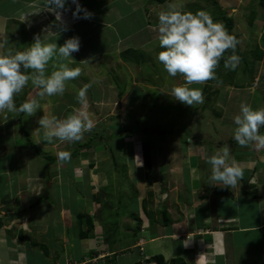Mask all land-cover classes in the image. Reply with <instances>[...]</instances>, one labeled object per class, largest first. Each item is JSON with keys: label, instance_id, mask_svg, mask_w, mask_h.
<instances>
[{"label": "crops", "instance_id": "crops-1", "mask_svg": "<svg viewBox=\"0 0 264 264\" xmlns=\"http://www.w3.org/2000/svg\"><path fill=\"white\" fill-rule=\"evenodd\" d=\"M124 1L125 5L130 7V13L140 12L144 19L142 4L145 0ZM205 1L217 13L219 9L225 11V15L229 11L235 15L243 0H214L216 6L211 0ZM102 2L89 5L81 0L80 4L90 10L91 17L97 15L96 11L101 12L102 16H95L92 21L105 24V27L113 22L109 19L116 20L117 16L125 14L120 11L119 13L115 5L107 1ZM71 3L69 8L67 5L59 10L63 16L59 23L66 27L67 31H72L74 26L86 20L81 18L82 12L73 14L76 6ZM108 16L112 17L107 18ZM133 34L130 31L125 38H133ZM79 39L81 41L83 37ZM105 48L99 49L97 53L111 52ZM80 49L83 50L82 46ZM87 50L89 56L95 54L90 52L93 49ZM76 53L72 54L74 60L82 62ZM256 56L251 68L252 75L248 77L247 73H242L247 83L239 85L236 82L235 85L232 83L223 87L225 97L222 95L220 104L223 111L213 118L214 121L216 119L221 122L219 126L214 124L215 128L211 126L209 129L204 126L205 131L200 130L203 128L198 121L200 114H197L190 127L186 128L187 131L179 132L180 128H176V123L172 120L177 117L176 112L171 111L170 121L165 117L167 112H160L162 117H158L161 121L158 125H161L163 131L141 132L142 127L151 129L155 125H151L146 119L145 125L138 126L139 131H133V135L131 132L129 135L127 133L122 137V147L117 152L120 153L119 158L129 157V161L121 159V167L126 169L122 171L123 181L131 183L128 188H132L130 191L126 189L125 193L130 194L133 200L131 205L122 208L120 213L115 206L110 209L112 211H108L102 201L101 207L93 209L91 227L85 228L79 218L77 221L74 217L78 214V210L75 212L74 208L64 211L57 206L54 213L50 212L51 215L35 206L24 209L26 203L32 202L27 196L35 197V200L42 195L44 188L42 175L29 173V170L25 177L14 180L16 188L13 195L9 197V191H0V211L8 209L4 211L6 216L0 212V264H141L143 260L155 263L147 259L155 254H162L165 264L264 262V146L252 143L242 147L232 139L235 128L232 117L238 113L241 102L253 108H264V98L263 101L255 98L256 93L264 95V51L261 57ZM168 79L169 81L166 80L161 85L162 92L158 96L162 99L161 105L156 108L159 111H170L183 104L174 98L170 103H164L162 93L168 94L174 85L184 83L183 80ZM194 84H199V88L204 91L201 82ZM142 96H136V99L140 100ZM97 101L102 103L103 99L98 97ZM167 103L168 106L165 107ZM69 104L72 105V102ZM10 117L11 124L6 122V118L0 113V142L13 143L10 137L13 135L11 130L14 131L12 128L15 113H11ZM209 125H212V122ZM259 134L264 136V127L259 129ZM12 143L5 146L11 147V153L14 150ZM224 146L229 147L230 155L243 173L233 189L208 184L210 165L205 162V157ZM107 149L111 151L109 147ZM12 155L4 156V153L0 152L1 180L5 179L4 175H9L5 179L8 183L7 190L12 180V169L8 168L10 162L15 159ZM24 160H29L28 155ZM69 165L74 167L72 163ZM113 172L116 176L118 168ZM77 173L76 169H71L68 178L72 179L79 174L84 177V174ZM19 191L21 200L28 199L22 204ZM24 191L27 196L22 195ZM90 197L96 201L97 194ZM52 225H55L57 230ZM78 227L86 234L79 235Z\"/></svg>", "mask_w": 264, "mask_h": 264}, {"label": "rangeland", "instance_id": "rangeland-1", "mask_svg": "<svg viewBox=\"0 0 264 264\" xmlns=\"http://www.w3.org/2000/svg\"><path fill=\"white\" fill-rule=\"evenodd\" d=\"M84 1L88 2L89 5H94L100 1H107L109 4L115 5L118 12L120 11L125 14H120L116 20L112 19V16H108L107 18H111L109 20L113 22L108 27H105L103 26L105 24H99L95 22L96 20L92 21L93 17L102 16L101 12L96 11L97 15L95 14L90 19L78 23L72 31H67L66 27L57 21L55 14L44 8L45 0H0V52L8 49L14 51L23 50L33 43L37 36H41V39L45 42H57L58 45L63 44L67 38L72 36L83 37V40L80 41V47L82 46L83 50L79 48V51L76 53L82 62L78 63L74 60L69 65L70 67H80L81 74L74 80L66 82V90L63 95L41 98L37 95L39 89L32 86L31 82H29L14 97L17 106L25 100L36 99L39 102L40 108L32 115L12 112L15 113L14 126L12 128L14 131L11 130L13 135L10 137L13 140V143L11 141L14 145L12 147L14 149L13 152H10L12 151L11 147L5 148L6 145L10 146L11 143L0 142V152L4 153V156L7 155L9 157L15 154L12 155L15 156V159L8 166L9 170L12 169L10 173L12 180L9 182V190H7L8 183L5 179L9 175H4L5 179L3 180L0 177V191H9L10 197V195L14 194L16 188L14 180H20L25 177L28 170L29 173H40L39 175H42L44 187L42 188V192H45V194L42 193V199L40 203L35 205V208H42L44 212L48 211V215H51L50 212L54 213V208L57 206L64 211H71L70 208H74L75 212L78 210V214L74 217L77 221L79 218V221L86 228V226H89V221L91 222L92 220L93 209L101 207L102 201L105 202V208L108 211H112L110 209L117 207L115 209L118 210V213H120L122 208L131 205L133 199H131L130 194L125 193L127 192L126 189L129 191L132 189L128 188L131 183L123 181L122 171L126 169L121 167L123 165L121 159L129 161V157L121 156L122 158H119L120 153L117 151L122 147L120 144L123 140L122 137L126 136L127 133L128 135L131 133L133 135V125H145V120L148 119L151 125L155 124L153 125L154 127L161 129V125H158L160 121L158 117H162L160 112H167L165 117L170 121L171 111H175V116L177 117L174 116L175 118L172 120L176 123V128H180L179 132L187 131L186 128L190 127L192 119L196 118L197 114H200V120L198 121L203 128L200 130L205 131L206 127L209 129L211 126L215 128L214 124L217 126L221 124L219 120L215 119L214 121L213 118L217 117L218 114L220 115L223 111L220 105L222 95L225 97L222 91L223 87L232 83H234L232 85H235L236 82L239 85L247 82H245V76L243 77L242 74L244 73L242 72L243 62L240 59L237 67L234 70H229L224 68V63H221V60H224L222 58L214 70L215 77L201 82V86L204 88L202 103L194 105L182 104L179 108L177 106L176 109L170 111L165 109L159 111L156 108L161 105L160 101L162 99L158 96L162 92V83L164 84L166 80L169 81L168 78L171 80H183L182 76H169L164 70L163 65L156 59V54L160 50L154 30L158 22L156 12L166 8L170 0H145V3L142 4L144 19L140 12L130 13V7L125 5L124 0ZM71 2L72 0H68L65 7L68 5L67 8H69ZM175 3L182 11H206L214 21H218L224 25L219 13L205 0H175ZM240 4L239 11H236L235 15L230 11L226 15L235 22L233 31L238 35V46L245 56L247 62L245 65L249 69L246 70V73L250 77L252 75L251 68L255 63L254 48L257 46L263 49H261L262 52L264 51V9L259 5L258 0H243ZM87 10L89 9L87 8ZM141 23L144 27H142ZM130 31L134 33L133 38H125ZM87 48L93 49L90 52H95V54L89 56ZM104 48L111 52L107 54L97 53L99 49ZM126 48H133L135 51L133 57L140 55L138 59L128 58L129 60H124L120 52ZM60 62L66 61H62V58L59 57H54L50 60L46 73L55 70V67ZM85 84L90 85L86 94L87 111L93 121V128L91 131L85 132L79 142L87 140L89 137L92 138L94 133L97 132L98 136L92 140L94 143H91L87 147H82L76 157L67 161H60L58 159L48 161L47 159H42L32 149L25 147V139L19 130V124L27 129L30 138L45 153H51L57 157V154L61 151H70L77 141L73 143L67 141L47 143L41 140L37 143L42 138L43 133V129L38 128V121L43 114L56 115L59 118H63L72 113L74 109L80 108L81 106L76 99V93ZM190 87L199 88L200 86L199 84H193ZM140 95H143L142 98L140 100L136 99ZM162 95L164 96V103L167 101L170 103V100L173 99V97L166 93H162ZM98 97L99 99H103L102 103H98ZM255 98L263 101L264 95L256 93ZM223 101H226L225 98ZM71 102L72 105L69 104ZM168 103L165 107L168 106ZM2 114L3 118H6L5 121L11 124V113L5 111ZM18 116L21 117V122H18ZM211 122L212 125H209ZM203 123H206V125H203ZM106 145L111 151L107 149ZM27 155L29 160H24ZM110 160L113 162L111 163ZM71 163L74 164V167H70L69 164ZM116 167L119 172L114 176L115 172L113 171ZM73 168L74 171L76 169L78 173L84 174L82 175L84 177H81L79 174L73 176L72 179L68 178V173ZM111 186L112 189H110ZM94 194H97L96 201L90 197ZM22 195L27 196V193L24 191ZM27 197L28 199L31 198L32 202L34 201L35 197H30V195ZM19 199L21 200L20 191ZM28 199L21 200L20 204ZM124 203L125 206H123ZM29 204L26 203L24 209H28ZM47 208L49 209L46 210ZM7 210L2 209L0 212L4 213ZM21 212H23L22 209ZM54 226L52 225L57 230L56 226ZM85 228L84 230H86ZM80 229L78 227V233L82 235ZM74 233L76 234V232ZM142 262L143 264H155L147 263L144 260ZM142 262L140 263L142 264Z\"/></svg>", "mask_w": 264, "mask_h": 264}, {"label": "clouds", "instance_id": "clouds-1", "mask_svg": "<svg viewBox=\"0 0 264 264\" xmlns=\"http://www.w3.org/2000/svg\"><path fill=\"white\" fill-rule=\"evenodd\" d=\"M68 0H45V7L52 11L57 21L61 20L60 9ZM75 4L74 15L83 13L81 18L89 19L92 13L84 8L79 0H72ZM155 25L156 40L160 50L156 59L163 65L164 70L171 77L178 74L184 83L174 85L168 95L175 100L194 105L203 102V92L200 88L190 87L194 83L204 82L215 77V69L220 60L224 59V68L234 70L239 63V56L235 53L237 38L230 34L225 26L214 21L210 14L203 10L182 11L175 0H170L167 7L156 12ZM80 39L78 36L67 38L63 44L45 42L37 36L33 43L23 50L8 49L0 52V113L21 112L32 115L40 108L36 99L25 100L17 106L14 97L28 84L39 89L37 95H63L66 82L74 80L81 74L80 67H70L74 62L72 54L78 52ZM232 54L225 57L227 50ZM54 57L62 58L55 70L46 73L50 60ZM85 84L76 93L80 108L63 118L56 115L43 114L38 124L43 129L41 140L47 143L53 141L73 143L79 141L85 132L91 131L93 121L87 111V89ZM235 125L232 139L240 146L255 143L264 146V136L259 129L264 127V108H253L241 102L239 111L232 117ZM70 152L61 151L57 154L60 161L70 159ZM210 165L208 184L236 187L242 177V169L230 155V149L224 146L211 155L205 157Z\"/></svg>", "mask_w": 264, "mask_h": 264}, {"label": "trees", "instance_id": "trees-1", "mask_svg": "<svg viewBox=\"0 0 264 264\" xmlns=\"http://www.w3.org/2000/svg\"><path fill=\"white\" fill-rule=\"evenodd\" d=\"M258 2H259V5L264 9V0H258ZM211 3L213 4V5H217L216 4V2L214 1V0H211ZM218 13H219V15H220V18L223 20V22H224V26H225V28H226V30L230 33V34H232V35H234L236 38H237V34L233 31V27H234V25H235V23H234V21L232 20V18H229L228 16H226L225 15V13H224V11H222V10H219L218 9ZM134 49L133 48H126V49H124V50H122L121 52H120V55H121V57L124 59V60H129L128 58H131V59H133V58H135L136 60L138 59V57L140 56V55H135L136 57H133V54H134ZM235 53L239 56V58H240V60L243 62V69H242V72H244V74L246 73V69H248V68H246V60H245V56H244V54L242 53V51L240 50V48H239V46H238V43H237V46H236V49H235ZM253 53H255L256 55V57H261V55H262V50L259 48V47H255L254 48V50H253ZM230 54H232V50L231 49H229V50H227L226 51V53H225V57H227L228 55H230ZM134 59V60H135ZM135 60V61H136ZM221 63H224V60H221ZM18 122H21V117L20 116H18ZM124 129H126V128H124ZM139 129L140 128H138V126H136V125H133V129H132V131H139ZM19 130H20V132L23 134V136H24V139H25V147H27V148H29V149H32L38 156H40L42 159L44 158V159H47L48 161H55L56 159H58L57 157H55L53 154H51V153H45L44 151H43V149L40 147V146H38L35 142H34V140H32L31 138H30V136H29V132L27 131V129L25 128V127H23V126H20V124H19ZM127 130V129H126ZM141 132H143V133H149V132H157V131H163L162 129H157L156 127H153V128H151V129H147V127H142L141 129ZM93 132H95V131H93ZM98 136V134H97V132H95L94 133V135L92 136V138H88L87 140H84V141H81V142H79V141H77L74 145H73V147L70 149V159H72V158H74V157H76L77 155H78V152L80 151V149L82 148V147H87V146H89V145H91V143H94V141H92L93 140V138H96ZM43 194H45V192L43 193ZM42 194V195H43ZM42 195L41 196H39L38 198H36L31 204H29L28 205V207L29 208H31V207H34L36 204H38L40 201H41V199H42ZM49 195V194H48ZM47 195V196H48ZM81 224V223H80ZM91 227V222L89 221V226H88V228H90ZM80 233L82 234V235H85L86 234V232L85 231H83L82 229H81V231H80ZM148 260H152V261H154L156 264H165V262H164V257H163V255L162 254H155V255H152V256H150L149 258H147ZM260 264H264V262H262V263H260Z\"/></svg>", "mask_w": 264, "mask_h": 264}]
</instances>
